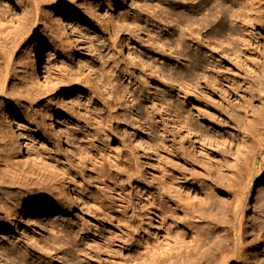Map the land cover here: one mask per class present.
Wrapping results in <instances>:
<instances>
[{
	"label": "rangeland",
	"instance_id": "374dc122",
	"mask_svg": "<svg viewBox=\"0 0 264 264\" xmlns=\"http://www.w3.org/2000/svg\"><path fill=\"white\" fill-rule=\"evenodd\" d=\"M182 1L0 0V176L16 180L0 184V264H102L116 249L125 264H182L224 233L251 174L247 260L226 264H264V0ZM73 13L91 25L70 39ZM35 157L61 167L77 205L10 224L30 195L59 200L61 176ZM184 212L201 218L186 228Z\"/></svg>",
	"mask_w": 264,
	"mask_h": 264
},
{
	"label": "bare ground",
	"instance_id": "6f19581e",
	"mask_svg": "<svg viewBox=\"0 0 264 264\" xmlns=\"http://www.w3.org/2000/svg\"><path fill=\"white\" fill-rule=\"evenodd\" d=\"M7 1L8 0H3L4 6H6ZM166 2L168 3L169 1H166ZM180 2L186 3L185 1H182V0H180ZM193 7H195L197 12H200L201 6L196 7L194 5ZM36 14L38 13L35 12V15ZM69 16L70 17L68 18V20L65 21L66 23L64 24V27L69 28V31L67 32V34L69 35L70 39L75 38V36L77 35H81L84 31L83 29L91 25L89 20L86 19V17L83 15L73 13ZM36 20H37L36 17L34 21H31L30 18L26 19V14H23V16L21 17L19 21V24H22V26L24 27V30H25L24 32H30L33 30V27L36 26V23H35ZM172 26L174 27V29L180 27L178 23H175ZM57 30L61 34L60 37H62V34L65 32V30H63L61 27L57 28ZM1 42L6 43V40L5 39L1 40ZM45 42H48V41H45ZM180 42H181V39L177 40L175 44L180 45ZM12 44H15V42H12ZM2 47L6 49L5 45H2ZM28 53L34 56L33 46L29 48ZM7 74L8 72L7 70H5L0 75V87H2V85L4 84L7 78ZM197 113L200 114L201 110H197ZM210 126H213V125L210 124ZM184 131H186V134L191 133L190 128L186 125L184 127ZM57 132L58 133L61 132L59 127L57 128ZM193 134L200 142L205 137L203 135L199 136L196 132H193ZM22 142L20 145L25 147L26 144H23ZM144 142L149 145V142L147 140H144ZM2 154H3V151H2ZM171 156L172 157L176 156L174 151L171 152ZM34 160L37 165H40L42 167L46 166L48 169L54 172H57V174L61 176L60 177L61 186L59 188V194H57L59 196L58 197L59 200H56L55 196L52 193H50L49 195H43L42 199H39L41 198V196L30 195L31 197L26 198L24 202L21 204L20 206L21 211L13 210L11 213H9L8 217H10V224L14 225L16 221H19L20 216L23 213H27L29 214V216L36 214L37 218L39 219L54 220L57 218H63V214L72 212L73 209L77 205V200L80 194L79 192H76L75 189H73L70 186L69 181L62 176L63 175L62 173L64 172L61 169V167L57 165V163H55L52 159H49V158L47 159V158L35 157ZM28 174L29 173H26L24 175L26 179H29L30 175ZM34 175H35V178H34L35 183L39 185L43 184L44 180L42 179V177L37 174H34ZM256 176L259 180H261L262 177H264V166L261 169L257 170ZM186 177H188L187 180H191V183L194 186L197 184L196 183L197 181L195 180L196 174L189 173ZM19 178L20 177L17 176V179ZM253 178H254V175L251 174L245 180L241 181L240 187L238 189V193L235 196L233 203L229 205V207L226 210L223 211V213L228 212L229 214L228 220L226 221L228 225H226V223L222 225V228L223 229L225 228L224 233L219 234L220 231L217 229V227H213V230H217L215 231V236H216L215 240L212 243H209L207 240L203 241L202 245H204L205 247L202 249L201 256L199 255L197 258H195V257L186 255L181 260L182 264H226L230 261H234L235 263H237L240 261L247 260V257L245 256V250L247 247L245 245L246 244L245 243L246 220L244 218V209H246L248 205L247 200L249 198L250 187H251ZM15 181L16 180L12 176H6V177L0 176V184L2 185L14 183ZM106 181H108V179L104 178L102 182L105 183ZM214 185L218 186V189H221L222 187L221 183L220 184L214 183ZM170 198L175 199V197L173 196H171ZM209 201H211L210 204H209ZM203 202L207 205L215 204V201L210 199V193L205 194V198ZM160 206H161V203L159 202L156 205V209H159ZM166 211L168 210H165V212ZM172 211L169 214V218H171L172 220H175L176 216L173 215L174 213ZM159 212H163V209L160 208ZM107 213H109V211H107ZM199 214L200 213L197 212L196 215L195 214L189 215L186 212H184L180 220L184 223L186 228H192L190 221H192L193 219H200L201 216ZM110 216L112 217V219L114 218L116 220L112 212L110 213ZM225 216H227V213H225ZM3 222H4L3 219L0 218V224ZM204 226L206 228V225ZM77 232L78 231L75 230V234H77ZM179 232L180 231L176 229L172 230L170 235H168L167 242H169L170 240H177L181 242L182 237ZM252 232L254 234L257 233L256 231H254V229L252 230ZM184 246L187 248L189 245L185 244ZM208 249H210L208 254H204L207 252ZM116 250H117L116 253H113L112 255L108 256V258H106L102 262V264H125L126 263L125 261L127 259L129 260V257H122V254L119 251L120 249H116ZM149 253H152L150 249L145 250L144 253L141 252L139 254L140 256H145ZM248 258H253V255L250 254ZM35 259L37 258L35 257Z\"/></svg>",
	"mask_w": 264,
	"mask_h": 264
}]
</instances>
